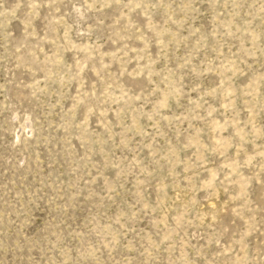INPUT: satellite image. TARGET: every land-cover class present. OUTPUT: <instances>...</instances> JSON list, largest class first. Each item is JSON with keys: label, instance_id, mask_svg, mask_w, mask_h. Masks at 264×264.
<instances>
[{"label": "rangeland", "instance_id": "374dc122", "mask_svg": "<svg viewBox=\"0 0 264 264\" xmlns=\"http://www.w3.org/2000/svg\"><path fill=\"white\" fill-rule=\"evenodd\" d=\"M0 264H264V0H0Z\"/></svg>", "mask_w": 264, "mask_h": 264}]
</instances>
